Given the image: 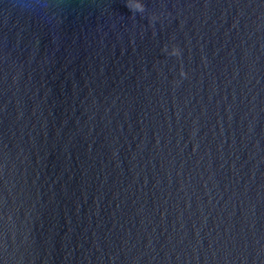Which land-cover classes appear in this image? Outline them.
I'll return each mask as SVG.
<instances>
[{"label":"water","instance_id":"1","mask_svg":"<svg viewBox=\"0 0 264 264\" xmlns=\"http://www.w3.org/2000/svg\"><path fill=\"white\" fill-rule=\"evenodd\" d=\"M0 264H264V0H0Z\"/></svg>","mask_w":264,"mask_h":264}]
</instances>
